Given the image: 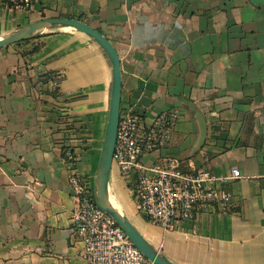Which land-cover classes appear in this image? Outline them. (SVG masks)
<instances>
[{
  "label": "crops",
  "instance_id": "0c3cea01",
  "mask_svg": "<svg viewBox=\"0 0 264 264\" xmlns=\"http://www.w3.org/2000/svg\"><path fill=\"white\" fill-rule=\"evenodd\" d=\"M0 0V38L46 18H79L115 45L122 111L147 122L177 111L162 150L243 178L232 205L178 231L139 215L116 169L110 192L141 234L176 264H264V0ZM112 66L72 28L0 50V264H86L73 233L76 203L64 152L94 182L108 126ZM58 89V90H57Z\"/></svg>",
  "mask_w": 264,
  "mask_h": 264
},
{
  "label": "built area",
  "instance_id": "2783aa9c",
  "mask_svg": "<svg viewBox=\"0 0 264 264\" xmlns=\"http://www.w3.org/2000/svg\"><path fill=\"white\" fill-rule=\"evenodd\" d=\"M2 1L29 10L34 7L33 0ZM178 119V112L170 111L147 122L141 113L121 110L113 156L112 170L116 169L130 189L139 215L165 231L181 230L215 209L227 211L233 194L226 186L243 178L238 168L222 176L206 169L185 171L182 161L175 157L146 164V154L166 147ZM64 157L76 203L73 233L84 244L86 264H154L96 204L94 182L78 170V158L71 146L65 148Z\"/></svg>",
  "mask_w": 264,
  "mask_h": 264
},
{
  "label": "water",
  "instance_id": "95a60500",
  "mask_svg": "<svg viewBox=\"0 0 264 264\" xmlns=\"http://www.w3.org/2000/svg\"><path fill=\"white\" fill-rule=\"evenodd\" d=\"M72 28L94 40L105 52L112 66V91L107 131L94 178V196L96 204L124 230L132 243L154 264H176L163 252L154 247L134 226L126 214L118 208L111 196L110 184L113 168V156L117 130L122 110V65L120 55L110 39L89 23L79 18H46L0 38V50L11 45L32 40L49 31Z\"/></svg>",
  "mask_w": 264,
  "mask_h": 264
},
{
  "label": "bare ground",
  "instance_id": "6f19581e",
  "mask_svg": "<svg viewBox=\"0 0 264 264\" xmlns=\"http://www.w3.org/2000/svg\"><path fill=\"white\" fill-rule=\"evenodd\" d=\"M112 200H113L114 204H115L118 208H120L119 205H118V203H117L114 199H112ZM120 209H121V208H120Z\"/></svg>",
  "mask_w": 264,
  "mask_h": 264
},
{
  "label": "trees",
  "instance_id": "16d2710c",
  "mask_svg": "<svg viewBox=\"0 0 264 264\" xmlns=\"http://www.w3.org/2000/svg\"><path fill=\"white\" fill-rule=\"evenodd\" d=\"M58 90V89H57Z\"/></svg>",
  "mask_w": 264,
  "mask_h": 264
}]
</instances>
